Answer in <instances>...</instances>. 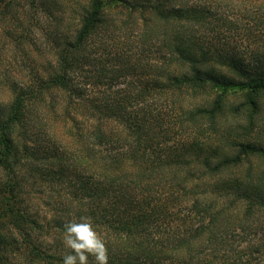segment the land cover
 Listing matches in <instances>:
<instances>
[{
	"label": "trees",
	"instance_id": "1",
	"mask_svg": "<svg viewBox=\"0 0 264 264\" xmlns=\"http://www.w3.org/2000/svg\"><path fill=\"white\" fill-rule=\"evenodd\" d=\"M30 3L52 19L0 69V264H62L82 216L109 264H259L264 176L242 159L264 147L219 119L230 95L256 104L264 65L199 34L196 0Z\"/></svg>",
	"mask_w": 264,
	"mask_h": 264
},
{
	"label": "rangeland",
	"instance_id": "2",
	"mask_svg": "<svg viewBox=\"0 0 264 264\" xmlns=\"http://www.w3.org/2000/svg\"><path fill=\"white\" fill-rule=\"evenodd\" d=\"M13 1L9 10L0 14L1 71L7 68L24 70L21 66L25 60L24 49L29 52V57L35 55L29 40L43 38V32L36 28L37 15H40L43 23L52 19L42 9L37 14L31 0ZM60 2L62 4V0ZM196 3L213 8L208 22L199 25V34L208 37L207 40L213 45L237 53L242 63L258 62L264 65V0H196ZM65 11L62 6L55 14L62 15ZM25 32L27 38L23 44L18 39ZM0 97H6L1 85ZM255 100L256 104L251 105L243 94L242 101L237 95H230L219 119L228 140L235 138L242 143L251 142L264 147V94H258ZM248 172L254 177L258 174L264 176V155L242 159V176ZM258 263L264 264V256Z\"/></svg>",
	"mask_w": 264,
	"mask_h": 264
},
{
	"label": "clouds",
	"instance_id": "3",
	"mask_svg": "<svg viewBox=\"0 0 264 264\" xmlns=\"http://www.w3.org/2000/svg\"><path fill=\"white\" fill-rule=\"evenodd\" d=\"M63 229V244L70 251L63 255L62 264H89V257L94 258L95 264H109L106 241L90 217L69 220Z\"/></svg>",
	"mask_w": 264,
	"mask_h": 264
}]
</instances>
